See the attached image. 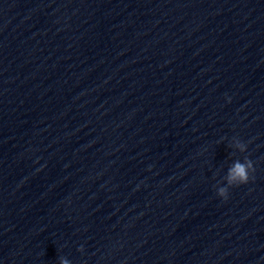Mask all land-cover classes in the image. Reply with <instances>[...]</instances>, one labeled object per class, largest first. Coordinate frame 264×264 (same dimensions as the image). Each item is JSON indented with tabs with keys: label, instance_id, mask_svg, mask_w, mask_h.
I'll return each instance as SVG.
<instances>
[{
	"label": "clouds",
	"instance_id": "obj_1",
	"mask_svg": "<svg viewBox=\"0 0 264 264\" xmlns=\"http://www.w3.org/2000/svg\"><path fill=\"white\" fill-rule=\"evenodd\" d=\"M235 146L240 152L246 151V145L238 140L236 141ZM250 171H254L253 163L250 159L245 157L243 162L236 160L228 169L227 175L225 177L227 185L218 188V195L226 199L229 187L246 184L248 182ZM78 250L83 251V247ZM60 264H70V262L68 259L61 257Z\"/></svg>",
	"mask_w": 264,
	"mask_h": 264
}]
</instances>
